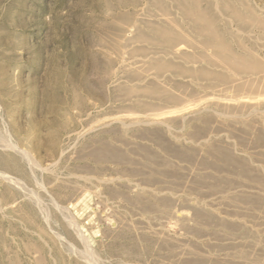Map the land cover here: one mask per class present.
<instances>
[{
	"label": "rangeland",
	"instance_id": "obj_1",
	"mask_svg": "<svg viewBox=\"0 0 264 264\" xmlns=\"http://www.w3.org/2000/svg\"><path fill=\"white\" fill-rule=\"evenodd\" d=\"M195 1L0 0V264H264V0Z\"/></svg>",
	"mask_w": 264,
	"mask_h": 264
},
{
	"label": "bare ground",
	"instance_id": "obj_2",
	"mask_svg": "<svg viewBox=\"0 0 264 264\" xmlns=\"http://www.w3.org/2000/svg\"><path fill=\"white\" fill-rule=\"evenodd\" d=\"M117 1H118V0H117ZM130 1H131V0H130ZM158 1H160V0H157V2H158ZM177 1L179 2V0H177ZM182 1H183V0H182ZM197 1H198V2H197ZM106 2H107V1H106ZM110 2H111V1H110ZM157 2H156V3H157ZM175 2H176V1H175ZM184 2H185V1H184ZM190 2H191V1H190ZM196 2H197V4H199V0H196L194 3L192 2V4H195ZM119 3H120V2H119ZM156 3H155V4H156ZM180 3H181V1H180ZM157 4H159V3H157ZM176 4H177V2H176ZM178 4H179V3H178ZM178 4H177V7L179 6ZM182 4H183V2H182L181 5H180L181 7H179V8H182ZM200 4H201V3H200ZM200 4H199V5H200ZM208 4H209V2H208ZM133 5H134V4H133ZM183 5H184V4H183ZM148 6H149V5H148ZM155 6H156V5H155ZM157 6H158V7L161 6V8H162V5H160V4L157 5ZM163 6H164V5H163ZM166 6H167V5H166ZM184 6H185V5H184ZM184 6H183V7H184ZM206 6H207V4H206ZM195 7H199V6L195 4ZM195 7H193L194 10H193V9H192V10L196 12L197 9L195 10ZM145 8H146V7H145ZM149 8H150V7H149ZM210 8H212V7H210V5H209V9H210ZM183 9H184V8H183ZM183 9H181V10H183ZM185 9H186V8H185ZM185 9H184V11L186 12ZM159 10H160V9H159ZM187 10H188V11H189V10L191 11L190 8H188ZM198 10H199V8H198ZM218 10H219V9H218ZM203 11H204V10H203ZM166 12H167V11H166ZM162 13H163V9H162ZM170 13H171V12H170ZM190 13H191V16H192V11H191ZM183 14H184V13H183ZM196 14H197V13H196ZM201 14H202V13H201ZM211 14H212V13H211ZM167 15H168V14H167ZM170 15H171V14H170ZM187 15L189 16L188 13H187ZM187 15L185 14L186 18H188ZM202 15H203V14H202ZM204 16H205V18H206L207 15H204ZM142 17H143V16H142ZM192 17H194V16H192ZM156 18H157V17H156ZM173 18H174V17H173ZM173 18H169V19H172V21L175 22L176 19L173 20ZM203 18H204V17H203ZM240 18H241V17H240ZM189 19H190V18H189ZM192 20L195 21V19H193V18H192ZM208 20H211V19H209V17H208ZM194 21H193V22H194ZM196 21H197V20H196ZM196 21H195V22H196ZM160 22H161V21H160ZM170 22H171V21H170ZM174 22H173V23H174ZM176 22H177V20H176ZM191 22H192V21H191ZM200 22H202V21H200ZM211 22H212V20H211ZM215 22H216V21H215ZM215 22H213V24H214ZM161 23H162V22H161ZM163 23H164V22H163ZM163 23H162V24H163ZM197 23L199 24V20L197 21ZM202 23H203V22H202ZM150 24H151V23H150ZM208 24H209V23H208ZM136 25H137V24H136ZM157 25H160V26H161V24H159V23H158ZM165 25H166V22H165L164 26L162 25V27H164V29H165V27H166V30H167V29L170 27V25H169L168 23H167V25H168L169 27H167V25H166V26H165ZM180 25H181V24H180ZM191 25H192V24H191ZM200 25H201V23H200ZM200 25H199V26H200ZM215 25H216V24H214L213 26H215ZM149 26H150V25H149ZM171 26H172L171 28L173 29V25H171ZM175 26H176V23H175ZM206 26L209 27V25H206V24H205L204 27L201 25L200 28H205ZM213 26H212V24H211V27H212V28H209L211 31H212V29H213ZM216 26H218V25H216ZM138 27H141V26H138ZM182 27H183V26H182ZM192 27H193V26H192ZM151 28H152V27L150 26V29H151ZM175 28H176V27H175ZM175 28L173 29L174 31H175ZM196 28H197V27H196ZM215 28H216V27H215ZM215 28H214V30H215ZM144 29H145V28H144ZM152 29H153V28H152ZM164 29H162V30L159 29V28L154 29V30H155V31H154V35H156V36H154V35H153V36H154L155 38H157V36H158V38L161 37V36L164 37L165 34H167V32H165ZM172 29H171V30H172ZM178 29H181V28H178ZM218 29H219V28H218ZM107 30H108V29H107ZM183 30H184V29H183ZM193 30H194L195 32H194ZM193 30H192V31H193L192 33H196V32L198 31L197 33H198V34L200 33V36H201V34L204 33V31H206V29H203V30H202V29H199V27H198V29H196V30L193 29ZM200 30H201V31H200ZM216 30H217V28H216ZM216 30H215V33L217 34L218 31L216 32ZM108 31H109V30H108ZM137 31H138V30H137ZM143 31H144V30H143ZM168 31H170V28H169ZM174 31H173V32H174ZM178 31L181 33L180 30H178ZM188 31H189V30H188ZM188 31H187V32H188ZM202 31H203V33H201ZM173 32H172V34H173ZM189 32H190V31H189ZM119 33H120V32H119ZM139 33H140V32H139ZM148 33H149V32H148ZM148 33H147V34H148ZM182 33H183V32H182ZM197 33H196V34H197ZM207 33H208V31H207ZM213 33H214V31H213ZM109 34H110V33H109ZM140 34H144V33H140ZM196 34H195V35H196ZM211 34H212V33H211ZM211 34H210V35H211ZM137 35H138V34H137ZM184 35H185V34H183V36H184ZM188 35H189V34H188ZM188 35H186V38L189 37ZM210 35H208V37L212 39L211 36H213V35H211V36H210ZM218 35H219V34H218ZM108 36H109V35H107V37H108ZM150 36H151V35H150ZM168 36H169V34H168ZM187 36H188V37H187ZM193 36H194V35H193ZM198 36H199V35H198ZM200 36H199V37H200ZM204 36H207V34L204 35ZM141 37H142V36H141ZM143 37H144V35H143ZM145 37L147 38L148 36L145 35ZM166 37H167V35H166ZM146 38L143 39V40H146ZM164 38H165V37H164ZM164 38H163V40H164ZM177 38H178V37H177ZM202 38L206 39V37H203V36H202ZM202 38H200V39H202ZM213 38H215V36H214ZM108 39H109V38H108ZM141 39H142V38H140L139 41H140ZM152 39H153V37H152ZM160 39H161V38H160ZM211 39H208L211 43L215 41V40L212 41ZM221 39H222V37H221ZM143 40H141L140 42H142ZM173 40H174V39H173L172 37H169V38H168V43H171ZM178 40H179V39H178ZM188 40L190 41L191 39L188 38ZM202 40H203V39H202ZM202 40H201V42H202ZM208 40H207V41H208ZM189 41H187L186 43H187V44L190 43V44H189L190 47L193 46V48L195 49V46H196V44H198V42H196V43H195V46H194V43H193V45L191 44V41H192V40H191L190 42H189ZM205 41H206V40H205ZM108 42H109V41H108ZM143 42H144V41H143ZM147 42H149V41H147ZM192 42H193V41H192ZM199 42H200V41H199ZM217 42H218V40H217ZM151 43L154 44V42H151ZM186 43H185V44L183 43V45H186ZM215 43H216V42H214V44H215ZM199 44H200V43H199ZM218 44H220V42H218ZM221 44H222V43H221ZM149 45H150V44H149ZM202 45H203V44H202ZM212 45H213V44H212ZM212 45H211V46H212ZM223 45H224V44H223ZM147 46H148V45H147ZM152 46H153V45H152ZM162 46H163V45H162ZM176 46H177V45H176ZM203 46H204V45H203ZM203 46H202V48H203ZM206 46H207V45H206ZM206 46H204V48H205ZM213 46H214V45H213ZM133 47H134V46H133ZM177 47H178V46H177ZM181 47H183V46L181 45ZM181 47H180V48H181ZM186 47H187V46H186ZM199 47H200V46H199ZM207 47H208V46H207ZM209 47H210V46H209ZM215 47L217 48V46H215ZM166 48H167V47H166ZM183 48H184L185 50L187 49V48H185V47H183ZM197 48H198V47H197ZM204 48H203V49H204ZM210 48H213V47H210ZM175 49H179V48H175V47H174V50H175ZM191 49H192V48H191ZM199 49H200V48H199ZM203 49H202V50H203ZM217 49L220 50V48H217ZM223 49H224V50H222V51L227 50L226 46H223ZM140 50H141V49H140ZM164 50H165V49H164ZM169 50H170V49H169ZM189 50H190V49H189ZM195 50H196V49H195ZM136 51H137V50H135L134 52H136ZM178 51H179V50H178ZM178 51H177V52H178ZM180 51H181V50H180ZM190 51H191V50H190ZM193 51H194V50H193ZM203 51H204V50H203ZM222 51H221V52H222ZM173 52H175V51H173ZM185 52H187V51H185ZM217 52L220 53L219 51H217ZM217 52H215V54L219 55ZM226 52H229V50L226 51ZM188 53H189V52H188ZM193 53H194V52H192V54H193ZM223 53H224V52H223ZM103 54H104V53H103ZM184 54H185V53H184ZM186 54H187V53H186ZM194 55H195V53H194ZM195 56H196V55H195ZM214 56H215V55H213V58H214V60H215V57H214ZM180 57H181V56H180ZM196 57L198 58V56H196ZM211 57H212V56H211ZM144 58H145V57H144ZM200 58H201V57H199V59H200ZM206 58H208V57H206ZM216 58H217V57H216ZM218 58H219V57H218ZM220 58H221V57H220ZM224 58L227 59L228 57L225 56ZM208 59H209V58H208ZM221 59H222V58H221ZM226 59H225V60H226ZM179 60H180V59H179ZM211 60H212V58H211ZM216 60H217V59H216ZM231 60H232V59H231ZM110 61H111V60H110ZM153 61H154V60H153ZM186 61L189 62V60H187V59L185 58V62H186ZM193 61H194V60H193ZM198 61H199V60H198ZM202 61H203V59H202ZM202 61H200V62H202ZM218 61H219V60H218ZM218 61H217V62H218ZM223 61H224V60H223ZM233 61H234V60H233ZM143 62H144V61H143ZM149 62H150V61H149ZM149 62H148V63H149ZM190 62H191V61H190ZM206 62H207V61H206ZM220 62H222V61L220 60ZM220 62H218L217 65L220 66V65L223 63V62H222L221 64H219ZM112 63H113V62H112ZM148 63H147V64H148ZM213 63H214V62H213ZM213 63L211 62L210 65L214 66ZM141 64H142V62H141ZM152 64H153V63H152ZM154 64H156V63H154ZM208 64H209V62H208ZM214 64H215V63H214ZM227 64H228V63H227ZM95 65H96V64H95ZM222 65H224V64H222ZM225 65H226V64H225ZM235 65H236V64H235ZM231 66L233 67V63L231 64ZM231 66H230V64H229V67L232 69ZM225 67H227V66H225ZM225 67H224V68H225ZM229 67H228V68H229ZM235 67H236V66H235ZM222 68H223V67H222ZM169 69H170V68H169ZM171 69H172V68H171ZM233 69H236V70L239 72V70H238L237 68H233ZM233 69H232V70H233ZM239 69H240V67H239ZM153 70H154V69H153ZM97 71H98V70H97ZM233 71H235V70H233ZM237 71H236V72H237ZM239 74H240V73H239ZM137 80H138V79H137ZM257 80H258V79H257ZM237 82H238V81H237ZM254 82H255V81H254ZM263 82H264V81H263ZM254 84H255V83H254ZM258 84H260V83L258 82ZM245 86H246V85H245ZM263 88H264V87H263ZM187 91H188V90H187ZM117 152H118V151H117ZM97 155H98V154H97ZM110 159H111V158H110ZM229 161H230V160H229ZM163 201H164V200H163ZM147 209H148V208H145V210H147ZM202 216H203V217H202ZM198 217H199V218H204L205 216L202 215V214H199ZM205 218H207V217H205ZM208 218H209L210 220H212V218H210V217H208ZM214 219H215V218H213V220H214ZM221 225H222L223 227H224V226L227 227V229H230V228L233 227V225H230V226H229L228 223L225 222V221H221Z\"/></svg>",
	"mask_w": 264,
	"mask_h": 264
}]
</instances>
